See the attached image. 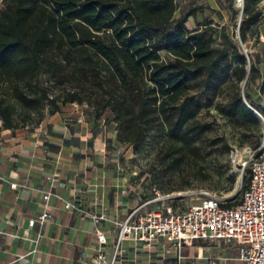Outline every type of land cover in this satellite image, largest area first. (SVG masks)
I'll return each mask as SVG.
<instances>
[{
    "label": "trees",
    "instance_id": "obj_1",
    "mask_svg": "<svg viewBox=\"0 0 264 264\" xmlns=\"http://www.w3.org/2000/svg\"><path fill=\"white\" fill-rule=\"evenodd\" d=\"M262 1L244 0L243 42L247 31L262 18L258 8ZM3 3L0 82L6 93L0 95L2 130L14 131V135L22 130L15 124V104L30 113L38 112L36 125L44 119L42 111L49 103L59 112L50 87L41 83V76L47 75L58 88L69 83L64 103L82 105L94 99L97 117L111 111L121 146L138 150L152 132L163 133L166 154L159 178H154L159 189L170 173L201 158L210 124L199 116L207 100L227 94L226 103L217 106L219 114L242 129L245 137L248 133L262 137L261 120L244 102L246 97L251 106L259 107L248 93L253 81H259L264 93L259 56L251 55L248 68L246 56L226 27L221 28L217 46L219 26L209 19L190 30L188 17L197 9L177 19V0ZM246 47L250 50L248 44ZM87 91L89 97L84 96ZM229 152L227 146L225 153ZM249 181L250 177L244 179V188ZM234 182L233 178L231 186Z\"/></svg>",
    "mask_w": 264,
    "mask_h": 264
},
{
    "label": "crops",
    "instance_id": "obj_2",
    "mask_svg": "<svg viewBox=\"0 0 264 264\" xmlns=\"http://www.w3.org/2000/svg\"><path fill=\"white\" fill-rule=\"evenodd\" d=\"M195 14L188 17L190 30L197 29ZM262 30L264 24L257 26V37L264 36ZM39 130L16 135L4 130L5 140L0 141L4 177L0 181V264H92L97 230L108 236L111 258L118 223L139 202L152 197V192L142 194L138 180L132 182L131 176L118 170L130 158L131 148L118 144L110 132L96 140L84 127L78 131L53 123V133L45 142ZM114 149L115 155L110 153ZM53 175L56 186L48 180ZM48 192L73 202L76 209H65L64 201L54 197L49 202L52 218L31 228L29 221L42 213ZM92 216L103 220L97 223ZM122 248L119 264H178L163 243L152 249L146 243L125 241ZM182 255V264H215L211 258H223L213 251L210 241L202 240L186 246ZM217 264L227 262L223 258Z\"/></svg>",
    "mask_w": 264,
    "mask_h": 264
},
{
    "label": "rangeland",
    "instance_id": "obj_3",
    "mask_svg": "<svg viewBox=\"0 0 264 264\" xmlns=\"http://www.w3.org/2000/svg\"><path fill=\"white\" fill-rule=\"evenodd\" d=\"M177 1V19L197 9V13L194 16L197 28L205 19H209L213 22V25L219 26L215 36L217 46L221 44V28L226 27L228 33L239 44L243 54L246 56L248 68L251 67V55H258V68L264 73V39L256 36L257 27L247 31L246 42H243L240 36L244 0ZM4 8L3 0H0V13ZM258 8L262 14V18L257 26L264 24V0ZM232 18L234 19L232 20ZM193 25V20H190L189 26L192 27ZM262 34H264V30H262ZM247 44L250 50L246 53ZM41 83L46 87H50L51 100L56 101V105L59 106L60 110L58 113L57 111H53L55 107L49 103L42 111L44 119L39 125H36L35 122L40 119V114L38 112L30 113L22 109L18 104H15L17 112L15 124L19 130L22 129L18 132L28 134L39 128L40 136L46 142L47 138L53 133V123H56L78 131L84 127V130L91 133L96 140H99L104 134L109 132L114 133L117 138L118 126L114 121V115L111 111L106 112L103 117H97L94 99L92 103L87 102L82 105L64 103L66 89L70 87L68 82L62 85L61 88H58L49 76L42 75ZM258 84V80L251 82L248 86V93L251 94L259 105V98L256 92L257 88H259ZM245 88L246 84H243V92ZM5 93L6 86L0 82V95ZM90 95L89 91L84 93L86 97ZM227 99L228 95L224 94L218 100L206 101V107L201 112L199 119L204 123H209L210 130L204 140L201 158L186 162L180 170L170 173L165 180L163 179L164 185L160 189L162 194H185L207 191L217 196L234 198L233 204L240 202L242 196L241 188L244 186V179L250 177V172H242L238 160L240 158H232V152L236 149L245 151L241 155V159L245 160L249 154L248 152H252L260 146L262 137L251 135L250 133L245 137L242 129L234 128L219 114L217 106L225 104ZM3 133L4 130L0 128V141L2 142L5 140ZM50 138L55 140L53 137ZM165 139L163 133L160 131L152 132L138 150L131 147V151L128 152L130 158L125 159L124 163L119 164L120 169L118 170L125 176H131L132 182H135V180L140 182L144 179V182H140V184H142V194L145 196L151 193V189L155 186L154 178H159L157 173L162 170L161 159L166 154ZM227 146L230 147L229 153H225ZM110 153L115 155V149ZM233 178L235 182L231 186ZM200 203L201 200L196 195H183L178 199V202H175V205L180 207L181 212H186L189 206L199 205ZM210 243L213 251L219 257H223L227 264H234V258L238 257L240 248L236 243L230 242L227 246L223 244L219 245L217 242L210 241Z\"/></svg>",
    "mask_w": 264,
    "mask_h": 264
},
{
    "label": "built area",
    "instance_id": "obj_4",
    "mask_svg": "<svg viewBox=\"0 0 264 264\" xmlns=\"http://www.w3.org/2000/svg\"><path fill=\"white\" fill-rule=\"evenodd\" d=\"M264 39V36H260ZM247 53L248 50L245 49ZM259 86V84H258ZM259 98V107L252 109L262 124V142L252 152H248L245 160L241 159L243 150L236 149L232 158H240L239 164L242 172H250L249 184L242 189L241 200L237 205H232L234 198L217 196L207 191L185 194H162L157 185L151 189L152 197L144 202H139L127 217L119 224V234L114 247L113 256L108 254V236L97 230V249L92 264H119L123 253L122 244L125 241L146 243L148 247L157 249L160 243L172 251L178 264L184 258L182 251L186 246H192L194 241H211L219 245L236 243L239 255L234 262L240 264H264V93L259 88L256 90ZM2 121L0 120V127ZM4 180L0 172V181ZM54 183L56 175L48 178ZM144 182V179L140 181ZM140 182L137 184L139 185ZM158 185L161 184L157 180ZM16 185H14L15 187ZM126 193V191H123ZM127 193H129L127 191ZM183 195H196L201 200L199 205H191L188 211L181 212L175 205ZM64 201L60 196L48 192L44 194L42 213L29 221L33 228L37 222L46 223L52 218L49 202L52 198ZM67 210H75L73 202L64 201ZM99 223L102 217L92 216ZM40 237V236H38ZM215 264L223 258H211Z\"/></svg>",
    "mask_w": 264,
    "mask_h": 264
},
{
    "label": "water",
    "instance_id": "obj_5",
    "mask_svg": "<svg viewBox=\"0 0 264 264\" xmlns=\"http://www.w3.org/2000/svg\"><path fill=\"white\" fill-rule=\"evenodd\" d=\"M243 48H245V46H243ZM244 102H245V104L250 108V105H249V103L246 101V99H244Z\"/></svg>",
    "mask_w": 264,
    "mask_h": 264
}]
</instances>
